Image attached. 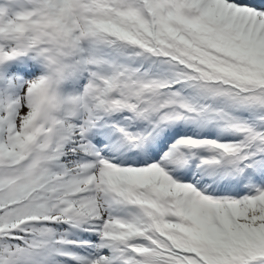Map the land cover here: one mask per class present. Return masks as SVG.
<instances>
[{
  "label": "snow or ice",
  "instance_id": "snow-or-ice-1",
  "mask_svg": "<svg viewBox=\"0 0 264 264\" xmlns=\"http://www.w3.org/2000/svg\"><path fill=\"white\" fill-rule=\"evenodd\" d=\"M0 264H264V0H0Z\"/></svg>",
  "mask_w": 264,
  "mask_h": 264
}]
</instances>
